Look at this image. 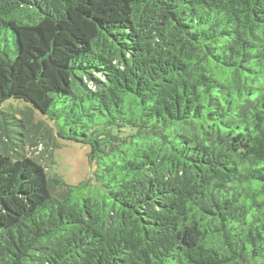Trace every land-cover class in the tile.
<instances>
[{
	"label": "trees",
	"instance_id": "trees-1",
	"mask_svg": "<svg viewBox=\"0 0 264 264\" xmlns=\"http://www.w3.org/2000/svg\"><path fill=\"white\" fill-rule=\"evenodd\" d=\"M0 264H264V0H0Z\"/></svg>",
	"mask_w": 264,
	"mask_h": 264
},
{
	"label": "rangeland",
	"instance_id": "rangeland-1",
	"mask_svg": "<svg viewBox=\"0 0 264 264\" xmlns=\"http://www.w3.org/2000/svg\"><path fill=\"white\" fill-rule=\"evenodd\" d=\"M22 108L19 103H12ZM18 118H20L18 116ZM34 118H39L36 114ZM61 148L54 152V163L48 168L49 175L59 176L66 184L75 185L90 178L94 171L87 159L89 147L69 141H60ZM42 148L27 150L29 156L39 157Z\"/></svg>",
	"mask_w": 264,
	"mask_h": 264
}]
</instances>
